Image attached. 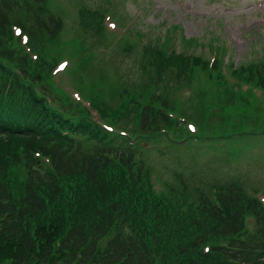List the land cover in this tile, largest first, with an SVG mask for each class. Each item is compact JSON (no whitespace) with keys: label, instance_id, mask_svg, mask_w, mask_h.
<instances>
[{"label":"trees","instance_id":"trees-1","mask_svg":"<svg viewBox=\"0 0 264 264\" xmlns=\"http://www.w3.org/2000/svg\"><path fill=\"white\" fill-rule=\"evenodd\" d=\"M51 1L0 0V264H264V207L237 182L218 183L212 194L179 175L158 192L152 184L148 149L163 155L160 146L189 136L169 112L179 109L176 91L197 78L198 68L207 69L208 60L148 45L141 51L143 81L121 79L108 91L103 82L86 83L108 131L53 85L62 19ZM78 15L87 20L103 12L81 7ZM13 26L28 34L37 59ZM220 54L213 64L217 74H204L214 84L225 82ZM85 63L78 57L75 68L82 72ZM238 70L264 89V57L232 74ZM235 96L242 102L253 94ZM206 111L184 115L199 135L213 117L224 121Z\"/></svg>","mask_w":264,"mask_h":264},{"label":"rangeland","instance_id":"rangeland-1","mask_svg":"<svg viewBox=\"0 0 264 264\" xmlns=\"http://www.w3.org/2000/svg\"><path fill=\"white\" fill-rule=\"evenodd\" d=\"M82 1L91 8L99 7L105 16L82 20L71 8L74 5L78 7L80 0L51 1L55 12L65 15L66 9V33L58 40L62 44L59 51L62 58L57 57V61L65 60L68 66L65 72L55 77L58 85L65 80L69 86L63 88L65 97L78 95L80 99L82 95L85 100L95 99L87 84L103 82L104 89L108 91L112 84L120 81L122 74L129 83L137 76L143 81L136 62L139 58L137 42L142 39L141 44L148 45L151 41L162 51L170 46L179 53L200 55L203 60L211 59L213 48L218 55L225 52L221 74L226 73L228 63L237 67L264 57V0ZM85 24L97 30L101 28L102 36L84 31ZM81 56L87 63L82 68L84 74L75 68ZM208 69L209 66L203 68V72L210 71ZM240 74L238 70L233 74L235 78H226V83L220 86L211 82L212 77L207 81L200 78L186 81V88L179 97L182 100H177L184 112L203 110L201 114L206 116V110L211 108L214 114L222 115L224 121L208 128L209 132H214L213 138L203 133L197 136L191 127L186 139L197 142L195 146L187 149L170 147L161 157L155 155L156 150H150V163L157 176L153 179L157 185L163 186L165 178L168 183H177V175L189 186L192 176L204 188L209 184L234 180L249 197L264 204V89H251L252 97L242 102L235 101L233 94L236 93V100H242L247 96L246 89H250ZM84 81L87 84L82 88ZM173 81L170 75L168 84ZM172 86L174 84L169 88ZM221 89L225 93L220 94ZM169 96L172 99L171 94ZM87 102L84 103L86 108ZM89 111L93 112L91 108ZM221 123L225 124L229 136ZM170 156L173 159L169 160ZM176 167L181 169V173H173ZM167 171L170 174L166 173L164 177Z\"/></svg>","mask_w":264,"mask_h":264}]
</instances>
